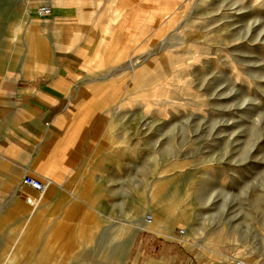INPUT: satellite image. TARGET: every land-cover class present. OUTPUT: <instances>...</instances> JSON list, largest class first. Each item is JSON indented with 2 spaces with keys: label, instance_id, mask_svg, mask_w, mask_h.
Instances as JSON below:
<instances>
[{
  "label": "rangeland",
  "instance_id": "374dc122",
  "mask_svg": "<svg viewBox=\"0 0 264 264\" xmlns=\"http://www.w3.org/2000/svg\"><path fill=\"white\" fill-rule=\"evenodd\" d=\"M87 3L78 5L86 9ZM30 5L0 0V51L8 50L3 41L26 44L6 30L22 12L28 17ZM93 9L99 18L77 10L74 16H85V34L101 36L98 55L106 53V61L69 50L84 59V105L96 112L87 117L113 123L124 150L119 167L107 162L101 169L109 197L123 193L132 202L135 217L125 215L126 231L146 230L132 240L125 235V248L113 259L99 258L105 254L99 250L33 259L28 256L37 252L18 250L28 244L15 243L10 251L11 243L0 241V264L7 252L17 260L4 264H159L170 246L192 264L237 258L264 264V0H101ZM121 77L117 110L110 94L106 105L95 107V89ZM102 141L106 146L105 136ZM152 190H163L170 209L148 199ZM171 210L180 219L174 234L180 238L179 231L188 229L187 242L154 232L173 223L166 215ZM180 213L185 218H177ZM110 240L106 245H113Z\"/></svg>",
  "mask_w": 264,
  "mask_h": 264
},
{
  "label": "crops",
  "instance_id": "0c3cea01",
  "mask_svg": "<svg viewBox=\"0 0 264 264\" xmlns=\"http://www.w3.org/2000/svg\"><path fill=\"white\" fill-rule=\"evenodd\" d=\"M64 1L30 0L29 16L43 4L52 8V16L31 15L32 20L24 22L27 18L22 12L21 27L6 32L26 44L3 41L8 50L0 51V241L11 243L10 251L17 249L15 243L28 244L18 250L37 252L28 256L33 259H61L65 251L73 252L68 258H78L81 251L91 254L94 250L105 252L99 258L113 259L124 250L125 235L131 233L132 240L134 233L146 229L126 231L125 215L135 217L132 202H126L123 193L120 198L118 193L109 197L101 169L107 162L119 167L124 150L118 147L121 143L115 138L113 123L101 124L87 117L96 112L84 105V59L69 50L106 61V53L105 57L98 55L101 36L94 39L89 32L85 34V16H74L77 10L99 18L93 8L101 0H75L76 5ZM83 2L91 9L83 8ZM86 39H91L90 46L84 48L81 44ZM121 81L122 77L114 86L109 80L98 86L95 107L106 105L103 101L110 94L111 108L117 110L124 93V88L119 89ZM103 136L106 146H102ZM25 176L47 183V188L42 193L30 189L23 183ZM109 238L113 245H106ZM183 255L170 246L156 261L192 264L189 258L179 259ZM3 258L1 264L17 260L10 252Z\"/></svg>",
  "mask_w": 264,
  "mask_h": 264
},
{
  "label": "bare ground",
  "instance_id": "6f19581e",
  "mask_svg": "<svg viewBox=\"0 0 264 264\" xmlns=\"http://www.w3.org/2000/svg\"><path fill=\"white\" fill-rule=\"evenodd\" d=\"M50 4V3H49ZM40 7V6H39ZM38 7V8H39ZM50 7V6H49ZM37 8V9H38ZM36 9V10H37ZM36 10L35 11H33V12H36ZM26 12V11H25ZM55 12V11H54ZM61 12V11H60ZM62 13V12H61ZM29 16V15H28ZM48 17H50V16H48ZM45 18H47V17H45ZM27 19L29 20V22H30V19L27 17ZM32 20V19H31ZM44 21V20H43ZM13 24L12 25H10V27H9V29H11L12 31H17L20 27H21V22H20V20H18V21H14L13 20ZM44 28V27H43ZM48 29V28H47ZM46 37H44V39H45ZM137 65H138V63H137ZM137 65H134V67L132 68V74L133 75H136V73H137V71H135V68L137 67ZM162 193H160V192H158V191H151V193H149V197H148V199L150 200V201H152L153 202V204H155L156 206H158V207H160L161 209H170V205L168 204L169 203V200L167 199V195H164L163 194V190L161 191ZM28 202L29 203H33L32 202V200L31 199H29L28 200ZM144 204L146 205V204H149V202L146 200L145 202H144ZM147 206V205H146ZM145 206V207H146ZM173 211L174 210H171V211H169V213H167L166 215L168 216V218H169V216L172 218L171 220H172V222L173 223H171L170 225H168V226H161V227H159V226H157L155 229H156V231H154V232H156V233H158L159 235H162V236H164V237H166V238H168V239H170V240H177V241H182V242H187V238L189 237V231H188V229H186L185 231H181L182 232V235H181V237L180 238H178V237H176L175 236V234H174V232H173V230H174V227H175V225L177 224V221L179 222V220H175L174 219V214L172 215V213H173ZM182 218V217H184L185 218V215H184V213H180V214H178L177 215V218ZM170 220V219H169ZM188 236V237H187ZM190 244V243H189ZM237 259H241V258H237ZM241 260H243V259H241ZM243 261H245V260H243ZM245 262H247V261H245ZM247 263H249V262H247ZM250 264H260V263H258V262H256V261H253V262H250Z\"/></svg>",
  "mask_w": 264,
  "mask_h": 264
},
{
  "label": "built area",
  "instance_id": "2783aa9c",
  "mask_svg": "<svg viewBox=\"0 0 264 264\" xmlns=\"http://www.w3.org/2000/svg\"><path fill=\"white\" fill-rule=\"evenodd\" d=\"M52 13V8L49 7V6H40L36 12H35V16L38 17V18H45V17H48L50 16ZM23 183L28 186L30 189L38 192V193H42L45 191V189L47 188V183H43V182H40L39 180L31 177V176H25L24 177V180H23ZM145 221L147 223H149L151 221V217L150 216H147L145 217ZM180 234H182L181 231H179ZM224 264H250V263H247L243 260H240V259H231V260H228L227 262H225Z\"/></svg>",
  "mask_w": 264,
  "mask_h": 264
}]
</instances>
